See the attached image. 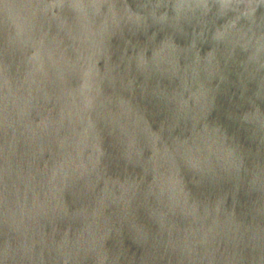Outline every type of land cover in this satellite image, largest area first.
<instances>
[{
    "label": "water",
    "instance_id": "95a60500",
    "mask_svg": "<svg viewBox=\"0 0 264 264\" xmlns=\"http://www.w3.org/2000/svg\"><path fill=\"white\" fill-rule=\"evenodd\" d=\"M0 264H264V0H0Z\"/></svg>",
    "mask_w": 264,
    "mask_h": 264
}]
</instances>
